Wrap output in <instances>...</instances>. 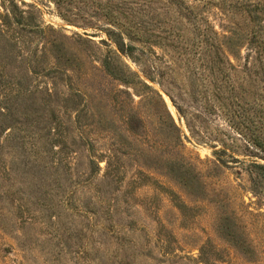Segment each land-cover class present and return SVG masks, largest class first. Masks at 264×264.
Instances as JSON below:
<instances>
[{
  "label": "rangeland",
  "instance_id": "374dc122",
  "mask_svg": "<svg viewBox=\"0 0 264 264\" xmlns=\"http://www.w3.org/2000/svg\"><path fill=\"white\" fill-rule=\"evenodd\" d=\"M15 1L32 24L33 29L23 32L25 40L34 44L32 49L41 50L43 42L50 49L53 43L54 58L55 48L61 47V63L72 62L80 70L70 73L73 78L69 81L57 71L48 77L43 73L34 76L40 89L54 90V97L40 96L37 113L23 115V150H13L10 132L0 134V264H264V180L251 166L257 159L250 157L247 143L234 130L238 122H242L243 132L258 130L260 125L204 109L201 101H195L188 87L191 75L182 58L173 47H165L170 42L139 46L153 66L164 72L159 80L184 115L159 83L142 77L163 95L183 132L188 154L203 162L199 168L204 193L193 199L165 177L162 160L166 149L161 134H150L137 155L129 150L121 155L113 149L110 134L87 130L86 139L95 144L93 155L105 156L100 175L93 180L86 175V149H74L67 141L73 131L69 127L72 114L62 107L59 94L68 92L70 82L87 94L92 88L107 94L103 103L107 116H113L119 107L126 116L135 109L141 115L146 112V104L139 103L151 95L149 90L141 85L126 88L93 69L94 57L100 60L115 48L102 42L112 43L105 24L124 17L179 24L182 20L175 8L166 0ZM189 1L191 7L199 6L195 0ZM12 2L0 0V13L4 7L14 9ZM198 9L221 32L225 22L220 11L210 6ZM152 34L157 44L167 36L159 30ZM251 55L243 48L236 57L230 56L235 66L230 74L247 103L245 108L250 103L255 111L253 98L262 101L264 97L260 81L264 70L252 68ZM47 59L52 66L55 60L49 52ZM125 61L139 71L133 61ZM94 65L100 68L99 63ZM34 118L39 120L37 127ZM230 156L245 163H234ZM218 158L225 161L224 166ZM177 202L188 208H178Z\"/></svg>",
  "mask_w": 264,
  "mask_h": 264
},
{
  "label": "trees",
  "instance_id": "16d2710c",
  "mask_svg": "<svg viewBox=\"0 0 264 264\" xmlns=\"http://www.w3.org/2000/svg\"><path fill=\"white\" fill-rule=\"evenodd\" d=\"M195 1L199 5L197 8L191 7L189 0H166L167 4L175 8L177 14L181 16L180 25L136 17V19L124 17V20H110L105 24L109 28H104V31L112 43L106 40L102 42L109 48L114 44L115 48H110L100 60L94 57L93 69L99 70L105 78L126 88L141 85L149 90L151 95L139 103V106H143V102L146 104L144 115L135 109L133 114L126 116L119 107L113 116H107L103 105L106 103L107 94L101 93L100 88H92L87 94L78 84L74 88L70 82L66 86L68 92L61 94L62 96L59 94L62 107L72 114L69 127H72L73 131L67 141L70 140L74 149H86L88 153L86 175L89 179L93 180L96 175H100V162L105 156L97 158L93 155L95 144L86 139L87 130L110 134L113 149L121 155H125L127 150L137 155L138 149L142 147L144 141H147L150 134L158 133L164 137L163 144L167 151L162 160L166 171L165 177L177 183L186 195L193 199L204 193L203 172L199 168V164L203 162L188 154L183 132L163 95L142 77L150 82L159 83L179 114L184 115L173 94L159 80L164 78V72L153 66L146 57L145 50L140 48V46L150 47L154 43L159 46L163 45L164 41L166 43L168 41L171 44H165L166 49L173 47L172 51L182 58L181 63L186 73L191 75L188 87L190 96L195 101H201L204 109L210 108L227 116L233 115L236 119L244 117L252 125L254 123L260 125L258 130L248 129L243 132L240 128L242 122H238L234 130L247 143L250 157L257 159L252 161L251 166L264 180V163H259V161L264 162V97H261L262 101L257 97L253 98L256 99L253 102L257 106L255 111L250 103H248L250 107L245 108L247 103L235 88V82L230 74V71L235 69L230 56L236 57L243 48H248L252 54L249 58L252 68L264 70V0ZM15 2V0L12 2L14 9L9 10L4 7V12L0 13V134L10 132L14 151L23 150L25 146V139L20 133L25 125L23 118H27L25 115L34 111L35 114L37 113L36 102L40 96L44 95L48 100L54 97V90L40 89L35 83L34 76L43 73L44 77H48L49 74L57 71L69 81L73 78L70 73L75 75L80 70L79 66H73L72 62L61 63L58 54L63 50L61 47L55 48L56 58H54L53 43L50 44L52 45L50 49L49 43L45 42L41 50L32 49L34 44L26 41L23 34L26 29L32 28V24L26 18L27 13ZM208 6L218 9L223 15L225 24L221 32L217 31L198 9ZM155 30L167 35L161 38L159 44L153 40L152 31ZM47 50L55 60L52 66L48 64ZM125 59L133 61L139 71L133 70ZM95 62L99 63V69L94 65ZM93 77L95 78L94 75ZM260 81L264 84V74ZM262 87L264 88V85ZM97 97L100 99L97 100L100 105L96 103ZM255 120L258 121L254 122ZM33 124L37 127L39 120H33ZM230 157L234 163H245L233 156ZM140 158L141 156L138 160ZM217 162L222 166L225 164L221 158H218ZM215 167L220 166L215 164ZM177 205L180 209L188 208L184 202H177Z\"/></svg>",
  "mask_w": 264,
  "mask_h": 264
},
{
  "label": "bare ground",
  "instance_id": "6f19581e",
  "mask_svg": "<svg viewBox=\"0 0 264 264\" xmlns=\"http://www.w3.org/2000/svg\"><path fill=\"white\" fill-rule=\"evenodd\" d=\"M166 100H167V102H168V104H169L171 110L176 112V110L174 109L173 105L171 104L170 99H169L168 97H166ZM173 114H174V113H173Z\"/></svg>",
  "mask_w": 264,
  "mask_h": 264
}]
</instances>
